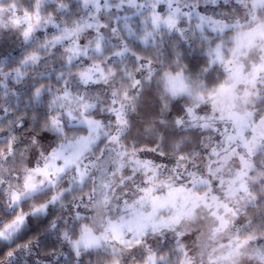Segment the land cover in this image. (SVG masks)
Wrapping results in <instances>:
<instances>
[{"label": "clouds", "instance_id": "clouds-1", "mask_svg": "<svg viewBox=\"0 0 264 264\" xmlns=\"http://www.w3.org/2000/svg\"><path fill=\"white\" fill-rule=\"evenodd\" d=\"M188 2L0 0V264H264V0Z\"/></svg>", "mask_w": 264, "mask_h": 264}, {"label": "snow or ice", "instance_id": "snow-or-ice-1", "mask_svg": "<svg viewBox=\"0 0 264 264\" xmlns=\"http://www.w3.org/2000/svg\"><path fill=\"white\" fill-rule=\"evenodd\" d=\"M168 3L171 8L175 9V11L172 13L173 16H175L176 14H183L188 17H191L193 15L192 9L198 7V5L196 4L189 3L188 0H183V7L179 6L181 4V0H168ZM157 5H159L160 11L164 10V6L161 3V0H134V3H132L130 6L136 8L138 15H142L146 7L155 8ZM196 15L201 21V24H205V23L210 25L218 24L217 21H213L209 17L200 16L198 12L196 13ZM124 19L128 20L129 17L125 16ZM182 87H183L182 84H180L176 88H174V91L180 90L182 89Z\"/></svg>", "mask_w": 264, "mask_h": 264}]
</instances>
